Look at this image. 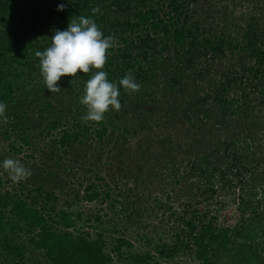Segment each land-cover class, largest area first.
<instances>
[{
	"label": "trees",
	"instance_id": "obj_1",
	"mask_svg": "<svg viewBox=\"0 0 264 264\" xmlns=\"http://www.w3.org/2000/svg\"><path fill=\"white\" fill-rule=\"evenodd\" d=\"M79 16L113 37L108 80L141 86L99 123L93 72L50 93L34 54ZM0 102V139L40 161L24 197L0 173V264H264V0H0ZM156 210L177 227L135 249Z\"/></svg>",
	"mask_w": 264,
	"mask_h": 264
},
{
	"label": "clouds",
	"instance_id": "obj_2",
	"mask_svg": "<svg viewBox=\"0 0 264 264\" xmlns=\"http://www.w3.org/2000/svg\"><path fill=\"white\" fill-rule=\"evenodd\" d=\"M66 5L61 3L57 11H63ZM99 9H93L94 16ZM50 45L44 51H36L39 58L38 67L45 88L50 93L60 92L58 81L61 77L78 78V73L93 72L87 80L83 96L79 103L86 108L82 117L85 121L102 122L105 114L111 109L121 108L119 100L120 88L130 92H138L140 85L131 75L122 77L118 84L108 80V74L103 70L109 50L114 46L111 36H104L94 19L79 16L71 19L63 31L55 30L50 39ZM6 105L0 102V117H3ZM0 168L5 170L13 182L26 180L31 176V170L19 160L4 159Z\"/></svg>",
	"mask_w": 264,
	"mask_h": 264
},
{
	"label": "rangeland",
	"instance_id": "obj_3",
	"mask_svg": "<svg viewBox=\"0 0 264 264\" xmlns=\"http://www.w3.org/2000/svg\"><path fill=\"white\" fill-rule=\"evenodd\" d=\"M16 145L20 146L21 144L15 140L14 137H11L8 141H4L0 139V156L4 159H15L19 160L25 167L29 168L32 165H36L40 167V161H39V155L32 154V150H30V147L23 146L22 152L18 155H11V151L9 148V145ZM9 154V155H7ZM33 155V156H31ZM69 159V158H68ZM72 162V161H71ZM72 165V163H71ZM77 167H79L77 165ZM80 168V167H79ZM0 170V173H6V176L4 177L6 188H3V190H6L8 192H11L12 194L23 195L22 197L26 196L30 189H33L32 186V180L30 177H28L26 180L22 181V184L13 182L10 178L8 173L5 171ZM77 175H75V178L71 180V183L76 185L78 181H81V177L83 174L82 170H76ZM88 177V176H87ZM95 181V180H94ZM77 182V183H76ZM77 187V185H76ZM46 188V186H45ZM47 189V188H46ZM26 194V195H25ZM30 194V192H29ZM42 197L37 198V201H39L42 204ZM86 205V204H84ZM106 204H95V206L92 208L93 211L97 209H102L103 214L108 213L109 216L112 214L109 212V210L106 209ZM173 208L176 209L177 205H173ZM108 217H105L106 219ZM168 214H163L162 212H159L158 210L155 211V213H151L149 216H144V218L141 221V224L138 227H134L131 231L127 233L128 239L131 240V242L134 244V248L140 251H144L147 248V242L151 239H153V242H156L158 239V236H162L163 239H166L167 234H170L174 231L175 227H177L175 224L172 223V220H169ZM154 231H157L155 233ZM146 237V238H145ZM172 264H194L190 257L187 255L180 256L176 258Z\"/></svg>",
	"mask_w": 264,
	"mask_h": 264
}]
</instances>
